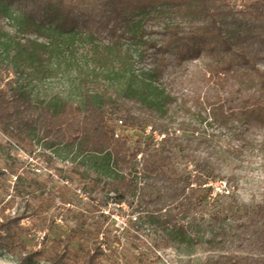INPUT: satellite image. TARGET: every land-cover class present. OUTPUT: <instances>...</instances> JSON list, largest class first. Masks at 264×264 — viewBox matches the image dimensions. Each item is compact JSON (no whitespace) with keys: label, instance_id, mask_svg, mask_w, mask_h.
<instances>
[{"label":"rangeland","instance_id":"1","mask_svg":"<svg viewBox=\"0 0 264 264\" xmlns=\"http://www.w3.org/2000/svg\"><path fill=\"white\" fill-rule=\"evenodd\" d=\"M213 1L206 0L216 8L218 20L237 34L260 25L258 10L264 8V0H216L215 5ZM34 4L28 0H0V62L3 65L0 90L10 93L13 89H24L31 93L34 104L39 107L50 104L58 96L70 103H80L81 80L87 75L100 74L96 68L100 55L94 54L93 46L102 48L107 42L105 35L96 37L92 44L86 39L89 30L79 27L66 47L64 40L69 38V32L57 27L56 21H48L51 11L46 4ZM200 4L201 0L194 1L195 6ZM164 14L166 17L159 26L169 18L173 23L168 22L178 24L187 33L197 27L193 17H186L178 8L169 7ZM26 22L40 24L41 31L27 29ZM259 36L244 48L248 57L264 69V45ZM162 40L159 39L158 44ZM41 45L45 47L40 48ZM197 46L196 42L184 40L164 54L144 51L143 59L132 60L131 72L125 74L119 86L105 89L104 97L121 100L127 113L120 116L138 119L136 128L148 123L168 133L179 130L175 133L179 137L184 135L183 126L197 124L195 120L204 118L211 103L223 104L224 112L231 106L238 117L237 121L229 122L233 126L230 133L207 127V131L214 134L210 149L194 142V153L162 152V144L144 141L142 131H126L124 138L130 153L138 154L134 159L129 158L132 167L129 170L125 164H117L107 152H82L79 139L69 144L68 140L51 137L38 121L27 127L25 133L29 135L24 137L9 135L0 127L1 210L4 217L22 218L21 226L25 229L20 232L16 246L0 249V264H22L21 256L33 250L41 252L40 264H52L49 259L62 252L67 243L70 254L64 264H81L78 250L92 247L98 235L104 242L100 264H246V261H255L259 254L252 245L253 238L248 236L247 241L239 245V241L244 240L248 219L237 216V220L229 217V212L224 221L220 217L216 224L210 215L214 209L242 210L244 206L253 208L264 203V116L242 107L245 90L242 93L224 90L210 78L212 66L234 55L226 53L222 47L210 49L205 45L198 51ZM29 55L34 58L33 65L29 64L33 60H26ZM147 72L153 73V81L143 75ZM243 77L245 83L251 85L248 77ZM132 90H136L135 93ZM149 102L155 104L152 109L148 108ZM204 124L199 128L204 129L207 122ZM158 154L168 160L158 168L150 167L152 172H166L168 176L173 172H210L209 168H213L216 177L207 182L216 194L221 193L216 192V188H224L223 181L230 185L234 177L236 183L231 185L230 195L216 203V208L211 207L215 198L212 195L205 207L185 211L174 204L166 208V213H161L158 207L163 206L162 202L169 204V193L162 189V175L158 174L157 180L155 177L145 180L136 173L144 172L145 160ZM116 172L138 185L133 195L128 194L122 202L108 186ZM147 184L156 188L148 192L153 197L162 189L160 201L146 203L142 195ZM181 228L187 231L186 242L169 236ZM216 231L223 234L215 237ZM189 238L193 239L188 241Z\"/></svg>","mask_w":264,"mask_h":264},{"label":"trees","instance_id":"2","mask_svg":"<svg viewBox=\"0 0 264 264\" xmlns=\"http://www.w3.org/2000/svg\"><path fill=\"white\" fill-rule=\"evenodd\" d=\"M28 1L40 6L46 4L50 8L51 14L48 16V21H56L57 27L69 32V38L67 41L64 40L66 47L72 40V34H75L79 27H85L89 30L86 38L89 43L93 44L96 37H103V35H105L104 40L107 42L102 48L93 46L94 54L100 55L96 60V68L100 74L87 75V78L81 80L82 102L80 103H70L64 97L58 96L50 104L39 107L34 104L31 93L24 89H13L10 93L0 90V127L9 135L14 137L27 136L29 135L25 133L27 127L31 126L33 121H38L44 132L51 137L68 140L69 144H74L79 139L82 152L92 151L97 154L107 152L117 164H125L129 170L132 168L129 158L134 159L138 154L130 153L131 150L124 138L125 135L119 138L114 137L116 122L120 119L124 122V132L130 130L133 132L136 130L137 132L143 131L146 127L151 126L154 131L165 135L159 143L162 144V152L194 153L195 149H192L194 142L199 145H207L210 149L213 145L214 134L213 132L209 133L207 127H216V130H224L226 133H230L233 126H230L229 122L237 121L238 117V112L231 106L227 108L228 112L230 111L228 113L224 112L223 104L211 103L209 105L210 111H206L207 114L204 118L195 120L198 121L197 124L189 123L183 126L184 135L179 137L175 136L179 130L168 133L166 130H158L148 123L142 128H136L139 124L138 119L128 115L120 116L122 113H127L124 110V105L121 104V100H107L104 97L105 89L119 86L125 78V74L131 72L132 60H142L144 51L156 50V53L164 54L172 46L184 42V40L196 42L198 51L207 45L210 49L222 47L226 53L233 54L234 57L224 63L211 67L209 70L210 78L215 80V84L224 90L233 89L237 93H242L245 90L246 96L242 97V107L264 116V69L254 59L248 57L247 50L244 48L245 44L252 43L258 35H261L259 36L260 42L264 45V8L258 10L257 22L260 25L257 27L260 29L254 26L249 32L237 34L234 29L228 28L226 23L224 25L218 20L214 12L216 8L211 7L206 0H201L199 6L194 5L195 0H98L96 3L92 2L93 0ZM215 4L216 0L213 1V5ZM160 7L162 10L159 9ZM169 7L178 8L179 11L184 12L186 17H193L197 24L196 29L189 31V33L184 32L178 24H171L172 21L169 18L159 26L160 21L166 17L165 9ZM26 23L27 29L32 28L37 32L41 31L38 27L40 24ZM159 39L163 40L158 44ZM33 47L32 44L31 48ZM42 47L45 46L41 45L40 48ZM123 51H125L124 57L121 54ZM26 60H33L29 62L30 65H33V56H27ZM2 66L0 62V76ZM143 75H147L149 81L154 79L152 72L143 73ZM243 76L248 77L251 85L245 83ZM135 91L132 90V93ZM154 106V103H148V108L152 109ZM205 122L207 124L204 129L199 128ZM244 125L247 128V124L244 123ZM242 128L246 129L244 127L240 129ZM201 139L202 141H200ZM144 141L155 143L153 138H145ZM161 154L155 155L150 160L146 159L145 169L143 167L144 172H136L143 175L145 180H150L152 177L157 180L158 174L162 175L161 178L164 182L162 189L169 193V204L162 202L163 206L158 207V211L166 213V208L174 204L177 205V208L185 211L195 210L199 206L205 207V202L207 203L208 198L210 199L214 195L213 186L207 182L208 179L216 177L214 169L209 168L210 172L186 174L173 172L168 176L166 172L150 171V167L154 169L166 164L168 157H163ZM145 170L150 172H145ZM225 183L226 187L222 192L212 199V208H216L215 205L221 198L230 195V187L236 183V179L231 178L230 185ZM108 186L111 192L118 195L120 202L124 201L128 194L133 195L134 191L138 189L134 180H129L119 172L115 173V177L108 182ZM124 187H127V190ZM152 189L156 188L152 185L148 186V184L143 188L145 193L142 197L146 199L148 204L160 201L159 195H162L161 189L153 197L148 193ZM0 207L3 206L0 205ZM214 210L210 217L213 221L215 220V223L217 220L220 221V217L224 221L229 212V217L237 220L243 217L248 219L245 224L247 230L243 233L244 240L239 241V245L242 246L244 241H247L248 236L252 237V245L256 247L259 255L254 262L246 261V264H264V203H259L253 208L244 206L242 210H234V208ZM151 216L154 214L151 213ZM21 220L20 217L5 216V220L0 226V249H12L20 242L18 238L20 232L25 230L21 226ZM193 232L196 233L197 230L194 229ZM186 233L187 231L181 228L173 231L169 236L179 242H186ZM222 234V231H216L215 237ZM98 236L92 247L78 250L77 256L81 264H100L99 261L104 254L101 245L104 242ZM75 239L76 237L73 236V240ZM192 239L189 238L188 241ZM210 242L212 243L213 240ZM69 254V243H67L63 251L55 254L49 261L52 264H64ZM40 256V251L33 250L21 256V263L40 264Z\"/></svg>","mask_w":264,"mask_h":264},{"label":"built area","instance_id":"3","mask_svg":"<svg viewBox=\"0 0 264 264\" xmlns=\"http://www.w3.org/2000/svg\"><path fill=\"white\" fill-rule=\"evenodd\" d=\"M124 128H125V126H124L123 120H121V119L117 120L114 137L119 138V137L123 136L124 135ZM142 134L144 135L145 138H153L155 143L161 142L162 139L165 137V135L160 134L158 131H154L151 126L146 127L142 131ZM222 184L225 188L226 183L223 181ZM222 190L219 188H216V192H218V191L222 192ZM216 195L217 194L214 193V196H216ZM4 220H5V217L3 216V212H2L1 207H0V226L3 224Z\"/></svg>","mask_w":264,"mask_h":264}]
</instances>
